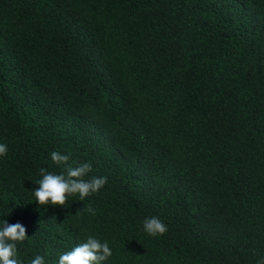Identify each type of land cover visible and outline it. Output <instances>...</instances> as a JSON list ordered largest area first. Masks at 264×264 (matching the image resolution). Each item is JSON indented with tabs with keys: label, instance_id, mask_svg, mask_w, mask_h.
I'll list each match as a JSON object with an SVG mask.
<instances>
[{
	"label": "trees",
	"instance_id": "16d2710c",
	"mask_svg": "<svg viewBox=\"0 0 264 264\" xmlns=\"http://www.w3.org/2000/svg\"><path fill=\"white\" fill-rule=\"evenodd\" d=\"M0 224L57 264L264 259V0H0ZM57 151L105 185L40 206ZM92 208L93 212L88 209ZM158 217L162 235L143 231Z\"/></svg>",
	"mask_w": 264,
	"mask_h": 264
},
{
	"label": "clouds",
	"instance_id": "9594fccd",
	"mask_svg": "<svg viewBox=\"0 0 264 264\" xmlns=\"http://www.w3.org/2000/svg\"><path fill=\"white\" fill-rule=\"evenodd\" d=\"M7 154V145L0 144V156ZM50 159L57 166H64L62 173L49 172L44 168L39 170L40 179L36 181L37 187L32 191L35 201L40 206L52 205L63 207L70 195L78 194L83 200L91 193L99 191L106 183V177H84L91 171L90 163H81L73 166L69 164V156L52 151ZM93 212L92 208L88 209ZM143 231L149 236H162L166 225L156 216L145 218ZM27 229L21 223L0 224V264H22L17 258V243L26 239ZM112 255L107 242L89 237L84 243L74 246L70 251L58 257L57 264H102ZM30 264H45L44 258L37 255L31 259ZM264 264V259L257 262Z\"/></svg>",
	"mask_w": 264,
	"mask_h": 264
}]
</instances>
